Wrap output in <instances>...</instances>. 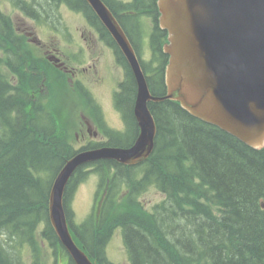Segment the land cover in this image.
I'll use <instances>...</instances> for the list:
<instances>
[{"label": "trees", "instance_id": "trees-1", "mask_svg": "<svg viewBox=\"0 0 264 264\" xmlns=\"http://www.w3.org/2000/svg\"><path fill=\"white\" fill-rule=\"evenodd\" d=\"M11 1L25 16L54 28L58 19L53 11L61 3L91 12L85 0ZM25 44L10 17L0 11V50L7 52L5 58L0 56V264H22L15 253L21 243L32 250L30 264H43L39 241L48 243L55 260L73 264L48 221L47 200L54 177L76 150L61 124L64 114L55 110L63 105L60 94L49 88L48 102L31 97L42 87L40 70H54L38 57L32 63L24 55ZM156 52L159 63L150 70L148 83L152 95L162 97L167 56ZM26 66L37 74H26ZM124 88V110L132 114L134 79ZM148 108L156 136L151 156L139 165L140 177L139 166L91 164L99 176L96 194L104 187V196L99 216L93 214L79 227L70 218L67 199L89 174L87 166L69 180L63 205L75 243L94 264H115L106 258L105 245L121 228L129 264H264V148L243 144L177 102H151ZM150 182L165 197L152 211L135 198ZM118 192L123 195L119 202Z\"/></svg>", "mask_w": 264, "mask_h": 264}, {"label": "water", "instance_id": "water-1", "mask_svg": "<svg viewBox=\"0 0 264 264\" xmlns=\"http://www.w3.org/2000/svg\"><path fill=\"white\" fill-rule=\"evenodd\" d=\"M128 61L137 85L139 135L129 148H99L70 158L49 192L48 217L74 264H93L69 232L63 194L79 166L99 160L139 164L151 155L156 126L149 102L176 101L193 117L254 149L264 147V0H157L167 32L166 95L153 97L120 25L101 2L85 0Z\"/></svg>", "mask_w": 264, "mask_h": 264}, {"label": "rangeland", "instance_id": "rangeland-1", "mask_svg": "<svg viewBox=\"0 0 264 264\" xmlns=\"http://www.w3.org/2000/svg\"><path fill=\"white\" fill-rule=\"evenodd\" d=\"M118 3L123 2V0H115ZM0 11L10 17L12 20L13 26L17 28H23L24 31L27 32L25 35L23 32L25 40H27V49H32L34 55H48V51L54 49L56 53L61 54L64 51H69L72 55H74V60L79 64H74L78 73L87 70L90 66H94V68L100 67V71L103 72L102 78L104 82H107L103 88L105 91L102 93H97L96 91V99L101 97L102 100L98 101L103 113V121L102 125L106 128V130H102L104 136L106 137V141L114 140L117 141V144H126L129 143L134 135V127L132 125V119L127 113V134H126V123L122 116L119 118V111H117V100L120 95L122 98L123 87L128 85V81L132 80L120 65H116L113 62V56L105 53L103 55L102 46L96 42L92 41L89 33L92 31V25L87 22L85 18H83V12H79V10L75 11L65 6V4L61 3L59 8H56L54 12V19H58L57 28L49 27L46 23L37 22L35 19H31L25 14H22L19 9L13 7V2L11 0H0ZM82 13V14H81ZM138 26L133 27L134 33L137 37L142 36L144 47L140 49V54L142 57V62L144 65H147L146 70L144 69L145 74H150V70L152 67H155L159 63V56L157 52L149 47L148 40L152 31V21L147 18L139 17L137 18ZM131 26L135 24L132 21H129ZM131 29V27H129ZM132 31V29H131ZM93 32V31H92ZM133 32V31H132ZM29 38H28V37ZM135 38V37H134ZM136 40V39H135ZM83 47L86 48V53L83 50ZM38 53V54H37ZM102 54L101 62L97 60L98 54ZM30 59L33 58V55L28 52ZM97 56V57H96ZM108 60L110 65L107 62L102 60ZM97 65V66H96ZM113 65V66H111ZM107 68V69H106ZM123 71V73H122ZM85 77V81L87 84L91 85V74L92 70L88 69V71L82 73ZM79 75V74H78ZM127 77L123 80L122 83H119L124 77ZM44 79L46 82L47 88H55L59 89L56 91L60 94L58 98V102L63 104L62 106H58L56 108L57 113H63L64 116L62 118L61 124L66 132V138H69L73 147L82 146V141L79 142L78 138L81 137V132L78 131L80 128V122L77 116L79 110L77 107L79 106V100L76 97L75 88L70 86V82H68L62 75L58 76L56 73L45 72ZM81 79V78H80ZM119 83V89L117 92V86ZM115 89L113 93V97L111 101L109 99V92ZM45 86V84H44ZM97 90V88H95ZM115 94V97H114ZM38 98V95L34 97V99ZM125 101H123V106ZM48 104V103H47ZM102 104V106H101ZM120 109L123 110L122 103H119ZM103 127V128H104ZM124 136L121 142H118L117 137ZM102 141V137H101ZM99 143V142H96ZM115 143V142H114ZM114 143H112L114 145ZM140 167L136 168V177H140ZM90 166L85 167L84 171L89 174L83 178L81 177V181H79L71 190L70 196L67 199V206L69 207L70 218L75 226H81L84 222L86 223L94 214L95 216H99V211L102 206L103 200V192L104 187L100 188V194L97 196V190L99 185V176L97 173H93ZM88 170V171H87ZM153 183V184H152ZM155 183L150 182L148 185H144L140 187L138 193L135 194L136 200L142 204L143 209L148 211H152L154 206L164 200V195L159 192L155 188ZM122 194L119 192L116 195L117 202L122 201ZM95 210V213H93ZM121 229V228H120ZM120 229H115L113 233L108 238L105 245V256L106 258L115 264H129L127 252L125 250L123 244L122 233ZM0 239L4 240L0 237ZM19 259L22 261V264H30L33 260L32 250L25 243L16 244ZM38 255L39 261L43 264H63L61 258L59 260L56 259V255L53 249L46 243L45 241L38 242ZM60 257V256H59ZM58 259V258H57Z\"/></svg>", "mask_w": 264, "mask_h": 264}, {"label": "flooded vegetation", "instance_id": "flooded-vegetation-1", "mask_svg": "<svg viewBox=\"0 0 264 264\" xmlns=\"http://www.w3.org/2000/svg\"><path fill=\"white\" fill-rule=\"evenodd\" d=\"M101 1L111 11L116 21L119 23V25L124 30L127 36V39L132 44V47L137 55V58L141 57L140 49L144 47L142 36L137 37L136 34L138 33H134L135 31L133 29V27H135L136 25L137 26L139 25L137 21V18L139 17H142V18L145 17L152 21L153 29L151 31V34L148 40L149 47L153 48V44H154L156 46L153 48L155 51L162 49L161 46L163 45L164 36H163L162 30L158 26L159 13L157 9V0H123V2H120V3H118L115 0H101ZM88 8L90 9L89 6ZM83 13L84 14L81 13L83 18H85L87 22L90 23V25H92L93 27L92 28L93 32L91 31V33H89V35L92 38V41L95 42L96 40V42L102 46L103 55L105 53L112 55L113 62L116 65H120L125 72L126 65L128 66V64L125 65V63H127L125 61L126 59L124 60V58L121 56L117 48V45L115 44L116 42H114L115 40L110 38L112 36H110L107 30L104 28V26L100 24L98 18L95 16L92 10L91 12L87 11ZM93 17H95V19ZM92 20H95L96 23L93 22ZM129 21H132L135 25L131 26ZM129 27H131L133 32L131 31ZM17 31L19 33L23 32L25 35H27V32L24 31L23 28H17ZM83 50L86 53L85 47H83ZM48 52H49L48 55H42V56L45 58H48L50 56H55L57 59H59V63L61 65L57 69H59L60 74L68 82H70V86L75 88V92L80 97V101H81L80 107L82 111L78 112L80 116V128H78V131L81 132V137L77 136L76 139L81 138L79 141H84L85 143H88V142L101 143L103 141H106L107 139L101 130V129L106 130V128L102 125V122H104L103 113H102L100 104L98 102V101H101L102 98L99 97L96 99V94L94 92L96 91L97 93H102V91H105V88L103 87L107 85V82H104L102 78L103 72L100 71V67L94 68V66L92 65L88 68L92 70V74H91L92 80H91V85H89L85 81V77L82 74L83 72L88 71V69L84 70L83 72L78 73L76 70V67H74V64H79V63H77V61L74 60V55H72L69 51H64L63 53L58 54L55 52L54 49ZM31 54L33 55V53ZM15 55L17 54H14V56ZM101 59H102V54L99 53L97 57V60H99L98 62H101ZM102 61L107 62L108 65H110L107 59L106 60L104 59ZM33 75H35V72L32 73L30 76H33ZM123 80L124 78L119 83H122ZM119 83H118L116 92L120 90ZM154 84L155 82H152V85ZM95 88H97V90H95ZM91 89H93L94 91ZM124 90L125 88L123 87L122 95L124 93ZM114 92H115V89H113V85H112V90H110L109 92L108 100L111 101V98L113 97ZM114 97H115V94H114ZM119 98H120V95L118 96L117 103L119 105V102L121 101L123 112L127 117V114L125 113L124 106H123V100L120 99L119 101ZM124 105H126V103ZM126 112L129 113L132 119V125L134 127V135L132 136V139L130 143L128 144L130 146L131 144L135 142L138 136V127H137L136 122H134L135 121L134 116H132L133 109H132V114L128 112L127 108H126ZM118 116L119 118H122L120 113ZM125 123L127 127V119H125ZM101 137H102V141H101Z\"/></svg>", "mask_w": 264, "mask_h": 264}]
</instances>
